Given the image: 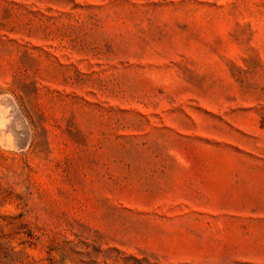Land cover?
I'll return each mask as SVG.
<instances>
[{"label": "rangeland", "instance_id": "obj_1", "mask_svg": "<svg viewBox=\"0 0 264 264\" xmlns=\"http://www.w3.org/2000/svg\"><path fill=\"white\" fill-rule=\"evenodd\" d=\"M0 264H264V0H0Z\"/></svg>", "mask_w": 264, "mask_h": 264}]
</instances>
